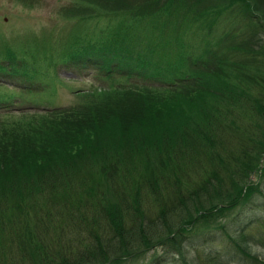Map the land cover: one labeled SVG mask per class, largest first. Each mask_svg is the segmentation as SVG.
Segmentation results:
<instances>
[{
	"label": "trees",
	"instance_id": "16d2710c",
	"mask_svg": "<svg viewBox=\"0 0 264 264\" xmlns=\"http://www.w3.org/2000/svg\"><path fill=\"white\" fill-rule=\"evenodd\" d=\"M185 1L68 0L61 8L68 21L96 12L115 29L100 32L103 42L41 54L75 70L95 67L107 86L76 89L67 107L0 122V264L258 262L242 246L259 240L247 223L219 221L230 207L264 206V45L230 43L212 53L208 39L214 28L234 31L238 20L264 33V0ZM173 15L188 22L181 29L195 24L184 31L189 41L200 44L205 30L208 44L195 56L177 31L165 33L174 22L161 17ZM236 48L257 57L233 59ZM5 54L12 72L23 65L49 83V63ZM116 74L160 83L125 86ZM22 222L29 225L21 231ZM216 229L233 241L232 254L204 246Z\"/></svg>",
	"mask_w": 264,
	"mask_h": 264
},
{
	"label": "rangeland",
	"instance_id": "374dc122",
	"mask_svg": "<svg viewBox=\"0 0 264 264\" xmlns=\"http://www.w3.org/2000/svg\"><path fill=\"white\" fill-rule=\"evenodd\" d=\"M33 7L23 6L18 3L16 0H0V76L7 75L10 71H12L11 65L5 64L4 61L7 60L5 57L6 49H13L19 53L20 55L25 57L19 60V63L28 62L27 60L33 59L35 62L40 65H44V61L50 64L51 70L49 74L52 75L54 70L60 68L59 58L55 57V55H50L48 51H46V56L41 54V51L47 46L55 49V50H67L70 45L78 44L83 45L87 41V39H91V41H105L102 39V34L100 32L104 31L106 28L108 29V34L110 33L111 28L116 24H108L110 20H106L104 17H99L100 14L93 12V16L91 17H81L80 15L76 20L68 21L67 18H64L60 13L62 7L68 6V0H38V2L33 1ZM37 3V4H36ZM193 0H187L184 2V5L187 6L189 4L191 6ZM74 5V2H72ZM190 8V7H189ZM180 10H183L180 8ZM192 15L190 14V17ZM163 19H168L173 21L174 23L166 25V31L175 30L178 33L179 40L184 42L187 45V51L191 52L194 56L198 53L201 48H205L207 46V39L205 38L204 29L201 30L200 37H203L199 41H195L193 38L192 41H189L185 38L184 31L192 30L195 27V24H190L192 28L181 29L179 25L186 24L185 20L177 21V17L173 16H162ZM150 17H147L149 20ZM176 19V20H174ZM195 23V22H194ZM224 22H221L218 27L222 26ZM184 26V25H183ZM101 27V28H100ZM231 27L234 31H224L221 28H214L212 31V37L208 40L213 39V46L209 47L213 48L212 53H217V49H223L227 44H247L248 49L258 50L259 43L264 45V33H262V28L253 26L250 27L249 24H245V21L238 20L236 23L232 24ZM95 31H94V29ZM100 28V29H99ZM243 31V32H242ZM119 35H122V31H118ZM172 31H170V34ZM174 32L172 35H176ZM171 35V36H172ZM93 38H92V37ZM109 37V35H108ZM111 37V36H110ZM97 39V40H96ZM109 39V38H108ZM221 41L218 44V41ZM72 41V44H70ZM85 41V42H83ZM83 43V44H81ZM176 41H171L169 47H175ZM199 44V45H198ZM57 46V47H56ZM224 46V47H223ZM56 47V48H55ZM263 47V46H262ZM261 50V49H260ZM25 51V53H23ZM44 51V50H43ZM233 59L238 58L237 60L248 61L252 59V57L256 56L251 50L249 52L243 51L242 49L236 48L234 49ZM177 55L183 56L181 53H176ZM245 55V56H244ZM43 56H45V60H43ZM60 56V55H58ZM260 56V55H259ZM246 59H243L245 58ZM257 57V56H256ZM260 57H264L262 54ZM173 58V57H172ZM257 59V58H255ZM260 59V58H259ZM21 65L20 67H14V70L17 73V79H19V83H29L30 85L25 88H21V86H14L4 82H0V92H3V95L0 96V102H4L12 95L13 103L18 105L24 103L25 106L30 105L29 102H34L32 104V108L37 107L40 111L44 106H50L51 108L56 105H68L76 99V95L74 92L76 89H88L90 83H97L98 85H102V87H106V83L108 81L107 78L96 77L94 74L97 70L94 69H86L83 72H70L71 70H67L65 68H60L59 75L68 83H70L72 90L70 88H66L64 86H60L56 89L55 94H52L55 88V80H59L60 77L56 74V79L52 80L51 76L48 75L46 79L49 83H45L42 76H38L30 74L28 69H24ZM68 71V72H67ZM70 72V73H69ZM98 73V71H97ZM111 78H117L116 84H125L126 79L119 77L117 74L112 76ZM54 79V78H53ZM132 82H136L138 84L143 83H154L159 84L158 79H150V78H133ZM127 86V85H125ZM72 91V92H70ZM38 113V112H37ZM36 113V114H37ZM43 113V112H41ZM47 112L43 113L46 114ZM35 114V115H36ZM40 115V114H38ZM1 122V120H0ZM254 178V174H251L250 179ZM262 197L259 195L256 196L255 202H260ZM228 214L224 217L220 223L225 225H233L239 218L241 219V223L243 221L245 224L246 230L249 233H252V236L255 238L254 242H249L248 247L243 244V247L251 253V255L256 256L258 258V262H255L249 258L239 260L235 259L234 261H230V264H264V223H261L264 220V206L262 204L255 205V203H249L244 206L237 205L236 207H230L227 211ZM240 212V214H239ZM220 217L217 215L213 218V220H219ZM234 218V219H233ZM24 223V222H22ZM29 225V223L27 224ZM27 225L24 223L20 225V230L22 231ZM242 226V225H241ZM231 229H234L231 227ZM221 230L215 231V236L208 240L204 246L208 249L217 250L219 252H224L226 255L228 251L230 254L234 252L233 241L230 238L222 236ZM214 235V234H213ZM261 240V241H260ZM229 255V254H228ZM141 261V259H139ZM139 261V262H140ZM139 262H134L138 264Z\"/></svg>",
	"mask_w": 264,
	"mask_h": 264
}]
</instances>
